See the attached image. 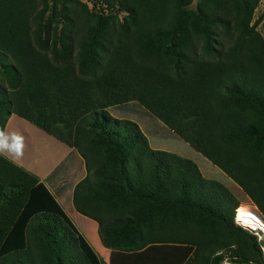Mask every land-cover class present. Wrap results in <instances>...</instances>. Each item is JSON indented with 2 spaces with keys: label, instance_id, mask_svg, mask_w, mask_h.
Segmentation results:
<instances>
[{
  "label": "trees",
  "instance_id": "trees-1",
  "mask_svg": "<svg viewBox=\"0 0 264 264\" xmlns=\"http://www.w3.org/2000/svg\"><path fill=\"white\" fill-rule=\"evenodd\" d=\"M119 1L122 19L60 2L58 22L48 0H0V129L15 113L81 155L73 205L105 247L221 264L232 242L243 255L228 262L264 264V231L238 222L244 203L108 111L138 102L264 216V37L249 0ZM70 262L126 264L99 257L44 183L0 155V264Z\"/></svg>",
  "mask_w": 264,
  "mask_h": 264
},
{
  "label": "rangeland",
  "instance_id": "rangeland-1",
  "mask_svg": "<svg viewBox=\"0 0 264 264\" xmlns=\"http://www.w3.org/2000/svg\"><path fill=\"white\" fill-rule=\"evenodd\" d=\"M69 1L71 0H48L49 6L52 7L53 10L55 8V13H56L55 18L58 22L62 21L61 15L63 13V5L61 4L60 6V2L66 3L67 6ZM72 1L73 3H79L80 5H82V8L87 9V11L91 12L92 15L100 14L102 16H110L112 18H115L117 16L119 19H122L125 16V11L121 8L119 0H108L109 2H107L106 0H72ZM197 2L198 0H193L191 3V7L195 9ZM108 3H110V6L108 5ZM249 3H250V13H251L250 15L251 19L249 23L251 25L256 22L257 30L264 37V0H249ZM108 111L113 117L130 119L136 122L139 128L141 129V131L147 137L149 145L152 148L167 150L170 152H174L182 157L191 159L198 165L201 174L204 177L220 181L225 187H227L232 192L234 197L237 198L240 203H244L252 206L253 208H256V206L245 197L242 191L237 187L235 183L231 181L229 177L224 175V173L221 172L218 168L214 167L210 163V161L207 160L202 154L195 151L187 142H185L183 139H181L175 133H173L166 125H164L159 119L153 116L148 110H146L138 102L136 101L125 102L117 106L110 107ZM29 146L33 147V152L31 151V153L34 154V157L36 159L39 158L43 160V165L46 167H48L51 164L53 165L55 159H58L59 155L61 154L60 151L54 149L55 148L54 146L53 148H44V149L43 147H41V143L40 146L38 147H35L31 144H29ZM27 150L28 148L25 151ZM46 167L43 168V166H41L39 168L45 169ZM66 170L67 168L65 164H63L62 166H59L55 170L52 176H61ZM236 215L238 218V222L241 223L242 226L250 227L242 223V220L240 219V215L238 213V208L236 211ZM233 219H234V215H233ZM72 220L75 223V226L78 228V231L87 239V241L94 248L97 254L106 263H109L108 254L101 247L96 246V244L93 242V240H91L92 238L88 234L86 235L83 233L84 229L81 227V225L78 224V222H76V220L73 217ZM254 229L259 230L257 228ZM256 234L258 235V242L261 246L263 260H264V244L262 243L261 240L263 234L257 231ZM238 240H239V244L242 243V239H240V237L238 238ZM222 251L225 252L226 258L221 264H231L230 262L227 261V259L239 258L236 256L234 257L231 256V254L234 251H238L239 255H243L242 247L238 245V243L230 242V245L225 249H223ZM82 260L85 262L83 258ZM70 264H73V262H70Z\"/></svg>",
  "mask_w": 264,
  "mask_h": 264
},
{
  "label": "crops",
  "instance_id": "crops-1",
  "mask_svg": "<svg viewBox=\"0 0 264 264\" xmlns=\"http://www.w3.org/2000/svg\"><path fill=\"white\" fill-rule=\"evenodd\" d=\"M4 130L7 133L15 132L24 137V155L20 160L15 161V163L35 174L39 180L44 183L72 223L75 225L72 220L73 217L76 222H78V224L84 229L85 232L83 231V233L86 235L88 234L96 246L101 247L108 254L109 260L120 258V262L124 261L126 264L143 263L140 260L141 255H143V252L145 251L144 249L123 253L122 251L105 247L100 240L97 222L94 219L82 215L76 211L73 205V191L75 185L87 175V169L84 159L73 147L68 146L54 136L44 132L34 124L15 113H11L8 116L4 124ZM40 143L43 149L53 148L54 146V149L61 152L58 159H55L53 165L51 164L48 167L44 166L43 160L39 158L36 159L34 154L31 153V151L33 152V147L29 146V144L38 147L40 146ZM27 148L28 150L25 151ZM3 155L14 162L13 158L9 154L5 153ZM63 164H65L67 170L61 176H52L55 170ZM41 166L46 168L40 169L39 167ZM76 229L78 230L77 227ZM118 254H120V256Z\"/></svg>",
  "mask_w": 264,
  "mask_h": 264
},
{
  "label": "clouds",
  "instance_id": "clouds-1",
  "mask_svg": "<svg viewBox=\"0 0 264 264\" xmlns=\"http://www.w3.org/2000/svg\"><path fill=\"white\" fill-rule=\"evenodd\" d=\"M9 154L14 162L24 155V137L18 133H7L0 129V155Z\"/></svg>",
  "mask_w": 264,
  "mask_h": 264
},
{
  "label": "bare ground",
  "instance_id": "bare-ground-1",
  "mask_svg": "<svg viewBox=\"0 0 264 264\" xmlns=\"http://www.w3.org/2000/svg\"><path fill=\"white\" fill-rule=\"evenodd\" d=\"M238 213L244 225L253 228H260L262 231H264V216L258 209L247 204H241L238 207Z\"/></svg>",
  "mask_w": 264,
  "mask_h": 264
},
{
  "label": "water",
  "instance_id": "water-1",
  "mask_svg": "<svg viewBox=\"0 0 264 264\" xmlns=\"http://www.w3.org/2000/svg\"><path fill=\"white\" fill-rule=\"evenodd\" d=\"M261 239V238H260ZM262 241L264 242V237H262Z\"/></svg>",
  "mask_w": 264,
  "mask_h": 264
}]
</instances>
